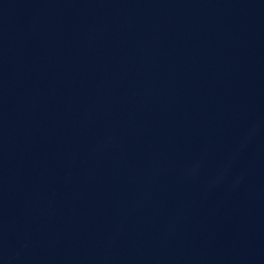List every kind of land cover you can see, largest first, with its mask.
I'll return each instance as SVG.
<instances>
[{
	"label": "water",
	"instance_id": "1",
	"mask_svg": "<svg viewBox=\"0 0 264 264\" xmlns=\"http://www.w3.org/2000/svg\"><path fill=\"white\" fill-rule=\"evenodd\" d=\"M0 264H264V0H0Z\"/></svg>",
	"mask_w": 264,
	"mask_h": 264
}]
</instances>
